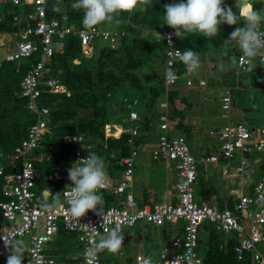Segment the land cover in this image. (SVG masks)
<instances>
[{
    "label": "built area",
    "instance_id": "1",
    "mask_svg": "<svg viewBox=\"0 0 264 264\" xmlns=\"http://www.w3.org/2000/svg\"><path fill=\"white\" fill-rule=\"evenodd\" d=\"M55 1L59 3L61 0ZM0 2L19 7L20 13L13 16V21L20 24L21 19H24L27 23L14 35L15 48L0 57V65L2 62L28 59L36 52L41 53V60L31 67L20 85L21 97L27 101V109L34 114L36 121L28 128L27 137L21 146L16 147L9 157L8 166L13 170L18 167V171L4 175V166L0 165V176H4L1 188L3 200L0 201V237L28 239L23 264H57L56 257L48 252V246L56 239L59 227L75 236L80 247L81 264H102L99 255L95 259L87 257L86 249L113 229L122 233L124 229L133 228L138 224L156 228L181 225L180 234L171 239L170 246L164 248L158 258L152 259L154 264H201L199 237L204 223L213 225L220 233H232L236 236L238 244L234 251L238 260L248 252L254 264H264V253L259 248L264 241V173L253 184L250 193L231 191L237 197L232 208L219 209L213 204L197 202L194 193V187L201 175L199 163L221 165L222 177L240 176L248 169L249 155L263 151L264 139L253 137L251 130L241 122H227L219 129L209 131V135L219 141L218 151L197 160L186 138L169 136L168 125L161 118L157 124L159 134L151 154L154 159H163L175 164L179 177L175 184L176 201L174 203L166 201L167 197L164 196L162 203L153 206L141 205L133 195V175L139 155L138 138L142 135L140 126L136 123L139 121V114L135 110L138 102L134 100L128 117L124 119L129 125L126 140L129 154L120 159L122 168L119 175L112 176L106 167L108 182L106 188L101 191L102 194L104 192L112 194L110 204L101 206L100 215L89 211L78 221L72 219L66 203L71 184L67 173L66 184L61 194V206L54 210L42 208V202L48 199L50 193L43 191L42 201H36L37 170L34 163L43 157H37L33 152L41 147V141L49 134L47 126L49 109L39 104V98L43 93L69 95L65 86L56 79L44 78L48 72L49 61L68 34L78 37L81 55L90 58L95 41L110 43L109 46L113 48L118 32L83 24L77 29L68 22L64 11H61L60 18L48 19L49 0H0ZM26 7H31V10L26 11ZM261 30L264 31V28ZM161 38L165 44L164 70L179 66L180 61L174 51L181 49L173 41L174 34L162 32ZM169 61L172 63L169 64ZM248 65L249 61L238 49L237 69L247 71ZM256 65L259 73L264 75V50L261 51ZM176 74L177 79L174 82L167 81L164 74L162 76L163 93L166 97L179 79L187 78L192 73L185 69L183 74ZM185 84L191 86L192 82L187 79ZM231 102L228 93L222 97L221 110L224 114L230 111ZM161 107L164 105L161 104ZM79 136L84 137L82 134L74 133L64 140L75 146L70 158V167L78 159L86 157L87 152L95 150L93 144L88 143L85 137L82 143L73 139ZM237 155L240 164L230 168L231 160ZM103 201L106 203L104 198ZM242 221L248 225L247 233ZM9 254L3 239L0 238V260L4 261ZM145 258L137 257L130 264H143Z\"/></svg>",
    "mask_w": 264,
    "mask_h": 264
},
{
    "label": "trees",
    "instance_id": "2",
    "mask_svg": "<svg viewBox=\"0 0 264 264\" xmlns=\"http://www.w3.org/2000/svg\"><path fill=\"white\" fill-rule=\"evenodd\" d=\"M174 2L178 0H157L153 5H147L141 0L143 10L137 8L131 14L122 13L118 25L96 26L117 31L119 41L113 48L105 42L95 41L93 55L87 61L82 60L84 57L76 35H66L60 47L55 50L44 78L56 79L65 86L69 95L43 93L39 98V104L49 109V134L41 141V147L33 152L37 157H43L34 163L37 170V202L42 201L43 191L50 193L47 200L52 199V194H60L61 200L70 158L75 149L74 144L64 141L65 137L74 133L82 134L95 147L92 152L105 160L106 167L109 165L115 172H120V159L129 154L126 143L128 124L124 119L131 111L132 102H138L135 110L140 108L138 114L141 126L147 128L151 121H161L159 117L162 115L157 112V98L164 94L160 76L163 69L160 66L164 67L165 44L161 33L174 34L173 29L163 24L162 17L164 6ZM71 3L72 0H61L59 3L49 0L47 18H60L61 11H64L68 22L75 28H80L83 12L73 9ZM225 3L236 11L235 0H225ZM253 3L257 8L264 7V0H253ZM25 10L30 11L31 7H26ZM18 13L19 7L0 2V37L15 35L24 28L27 24L24 19H21L20 24L13 21V16ZM235 27L237 25H222L221 32L211 39L199 34H188L184 38L174 35L173 41L182 52L191 49L199 53L202 59L223 46L232 44L226 38ZM40 60L41 53L36 52L28 59L2 62L0 65V165L4 166V175L18 171V167L13 170L8 166L9 157L16 147L21 146L27 137L28 128L36 121L34 114L27 109V101L21 97L20 85L31 67ZM86 62L88 65L85 68ZM155 64H159L158 71L154 69ZM173 70L183 74L185 67L180 62ZM156 81L158 84L155 85ZM110 94L121 98L118 109L114 110V121L111 122L107 120L105 107ZM3 177L0 176V201L3 200ZM108 193L102 194L107 205L112 200V194ZM228 207H233L232 201ZM244 225L247 233L248 225ZM74 237L59 227L56 239L49 243L48 252L57 256L58 248L62 247L60 251L64 258L72 255ZM237 244L234 234L220 233L213 225L204 223L199 237L201 264H254L248 252L241 260L237 259L234 251ZM263 244L264 241L259 248L264 253L261 248ZM75 246L79 252V245Z\"/></svg>",
    "mask_w": 264,
    "mask_h": 264
},
{
    "label": "crops",
    "instance_id": "3",
    "mask_svg": "<svg viewBox=\"0 0 264 264\" xmlns=\"http://www.w3.org/2000/svg\"><path fill=\"white\" fill-rule=\"evenodd\" d=\"M261 28H264V25ZM8 37H10L8 34L1 36L0 47L6 44H15V40H3ZM237 53L238 48L232 43L202 58L197 72L192 73L187 78L182 77L179 79L177 85L170 90L168 97L163 94L162 100L158 103L157 112L166 121L169 133L171 131L181 132L185 136L188 145L190 142H193V147L189 145V148L197 160L218 151L219 141L217 138L210 136L209 131L219 129L227 122H241L245 124L246 121L254 124L257 123L253 117H250L252 116L250 113L255 110L258 104V102H255L257 95H260L261 98L263 97L262 102H264V75L259 73L257 65L254 68L256 72L253 71L256 74L254 76L253 72L239 71L235 58ZM234 59L235 61H233ZM164 71L163 67V74ZM187 79L191 80V86H186ZM227 93L230 95L232 102L230 111L224 114L221 110V99ZM161 104L164 107H160ZM157 124L151 121L146 128L141 126L140 120L137 122L142 135L138 138L139 155L136 159L135 169L140 155L149 159L147 161L148 166L158 164L159 162H168L167 165L170 166L165 168L164 177H160L156 181L153 180L157 177L151 176L145 178L148 173L145 169L142 171L138 169V175L134 171L133 195L135 200L141 205L153 206L162 203L164 196L167 197L166 201L173 203L176 201L175 184L178 182L179 177L175 170V164L163 159L154 160L151 156L152 147H154L157 135L159 134ZM247 127L251 130V133L256 130L254 134L252 133L253 137H262L264 139V133H261L264 131V124L257 123L252 128ZM149 145L153 146L149 148ZM208 147L211 149L207 150ZM250 160H253L254 163L248 166L250 173L226 177V182H223L222 186L215 182L211 183L207 177L208 166H212L211 170H214L215 173L219 171L221 175V165H203L199 163L201 175L194 187V193L197 194H195L196 201L213 204L218 208H225L228 207L230 201L234 203L237 199L231 193L232 190L244 194H247L246 192L250 193L252 186L248 184V181L252 180L256 182L264 173L261 172L256 175V169L259 168L261 163L259 157L255 158L249 155ZM234 166H231V168ZM107 171L114 177L120 173L115 172L109 165L107 166ZM255 175L257 177L253 179ZM180 226V224L177 226L165 225L164 227L156 228L146 224H138L133 228H126L122 231L124 237L123 247L121 253L118 254L119 256H128L127 259L129 260L127 264L134 262L140 256L156 259L164 248L170 246L171 239L175 235L180 234ZM99 255L101 256L102 264H109L112 260L111 256L114 254L101 252ZM66 258L68 257L65 256L64 259L56 257L57 264H72L67 262Z\"/></svg>",
    "mask_w": 264,
    "mask_h": 264
},
{
    "label": "clouds",
    "instance_id": "4",
    "mask_svg": "<svg viewBox=\"0 0 264 264\" xmlns=\"http://www.w3.org/2000/svg\"><path fill=\"white\" fill-rule=\"evenodd\" d=\"M157 0H143L144 4L153 5ZM141 0H72L71 7L83 12L82 24L99 26L119 24L122 13L131 14L141 7ZM235 9L228 7L225 0H178L166 4L163 11V24L174 31L178 38L188 34H199L206 38H214L221 32L222 25H237L226 38L239 49L243 57L249 61L248 71L256 67V61L264 50V7H255L253 0H235ZM159 35V34H158ZM175 56L183 63L188 73H195L200 68L199 53L185 49L174 51ZM172 62L169 61V64ZM165 79L174 82L176 72L168 67L165 69ZM161 107V105H160ZM83 142L84 137L73 138ZM71 181L67 193V211L70 217L78 221L89 211L101 214L103 205L102 191L106 188L108 175L105 160L95 152H87L86 157L78 159L67 169ZM47 196V193L45 194ZM60 194L42 202L41 207L54 210L61 206ZM10 254L6 264H23L25 255L24 241L17 238L0 237ZM124 237L121 232L113 229L102 235L86 249L85 255L95 259L101 252L111 254L121 253ZM143 264H154L151 257H146Z\"/></svg>",
    "mask_w": 264,
    "mask_h": 264
},
{
    "label": "rangeland",
    "instance_id": "5",
    "mask_svg": "<svg viewBox=\"0 0 264 264\" xmlns=\"http://www.w3.org/2000/svg\"><path fill=\"white\" fill-rule=\"evenodd\" d=\"M140 10H143V8H144V6L142 5L141 7H138ZM109 29V28H108ZM109 30H112V29H109ZM0 39H1V37H0ZM9 39V41H14V40H16V37L14 36V35H10V37H8V38H5V39H3L4 41H6V40H8ZM119 40H116V42L114 43V45H116V43L118 42ZM108 45H110V43H107ZM101 46H103V45H101ZM15 48V46H14V44H11V45H9V44H6V45H4V46H2V47H0V57H2V56H4L7 52H9V51H12L13 49ZM225 48V47H224ZM91 55H93V52H92V54ZM91 57V56H90ZM235 58H236V56H235ZM82 60H84V61H87V60H89V56H85L84 57V59H82ZM81 60V61H82ZM233 61H235V59L233 60ZM79 63V61H77V64ZM87 62L84 64V67L86 68L87 67ZM157 66L159 67V64L157 65V64H155L154 65V69H155V71H158V68H157ZM146 67H148V66H146ZM160 68L161 69H163L162 68V66H160ZM248 71V70H247ZM256 72V70L255 69H253L252 71H250V72ZM242 72H245V71H242ZM253 72V73H254ZM254 75H256L255 73L253 74V76ZM258 75V74H257ZM160 76H163V73H160ZM155 85L156 84H158L157 83V81L154 83ZM162 98H163V95L161 94L158 98H157V101H158V103L160 102V100H162ZM120 96H118L117 98L115 97V96H113V95H109L108 96V100L105 102V107H106V111H107V120L108 121H114V116H115V111L114 110H117L118 108H117V106H118V101H120ZM262 100H263V97L261 98V96L260 95H257L256 96V98H255V102L257 103L258 102V104H257V106L255 107V110L252 112V113H250L252 116H250V117H253V119L255 120V122H257V123H259V124H264V113H263V110H264V106H263V104H264V102H262ZM159 107V106H158ZM136 111L137 112H140V108H136ZM82 117H84V116H82ZM163 116H160L159 117V119H161ZM248 121V120H247ZM109 123V122H108ZM136 123H137V121H136ZM257 123H255V124H257ZM244 124V123H243ZM254 123H251V122H246L245 121V125L246 126H249V127H251L252 128V126L253 125H255ZM253 129H255L254 127H253ZM254 132H256V130L255 131H252V133L254 134ZM186 135V134H185ZM169 136H174V137H177V136H184L183 135V133H181V132H177V131H171L170 133H169ZM259 136V135H258ZM257 136V137H258ZM185 137V136H184ZM191 138H192V136H191ZM192 140V139H191ZM189 145L191 146V147H193V142H190L189 143ZM153 145H149V148H151ZM155 146V145H154ZM152 148H154V147H152ZM209 149H211V148H207V150H209ZM153 150V149H152ZM152 152V151H151ZM151 156H152V154H151ZM250 157H259V159H261V163H260V165H259V168H257L256 169V171H257V173H256V175H258L259 173H263L264 172V151H262V152H258V153H253V154H251L250 155ZM153 158V157H152ZM154 159V158H153ZM149 159H147L146 157H143V155H140V158L138 159V161H137V166H136V169H135V174L136 175H138V172L139 171H142L143 169H145L148 173H147V175H146V177L145 178H147V177H157V178H155L153 181H156V180H159V178L160 177H164V172H165V168L166 167H168V166H170V165H167L168 164V162H159L158 164H154V165H152V166H148V163H147V161H148ZM155 160V159H154ZM240 158H239V156L237 155V156H235L232 160H231V163H230V168H231V166H237V165H239L240 164ZM249 164L250 165H253L254 163H253V160H250V162H249ZM138 169H139V171H138ZM208 172H207V177H208V179L211 181V183H218V184H221V186H222V183L223 182H226V177L225 178H223L222 179V176L220 175V172L218 173V172H214V170H211L212 169V166H208ZM145 171V172H146ZM246 173H250L249 172V170L247 169V171H246ZM141 174V173H140ZM255 175V177H253V179H256V176ZM255 183V181H252V180H250V181H248V184L250 185V186H253V184ZM247 194L249 193V192H246ZM196 194V193H195ZM197 195V194H196ZM200 196V195H199ZM203 198H204V196H203ZM171 234H172V232H171ZM23 241H24V246H25V249L28 247V239L27 238H24V239H22ZM73 245L71 246V249H72V255H70V256H68V258H66V261L67 262H70V263H72V264H81V259H80V252L78 253V247L77 246H75V245H77L78 243H77V241H76V238L74 237L73 238ZM261 246V245H260ZM62 247H59L58 249V254H56L57 256V258H60V259H64V256H63V252L62 251H60V249H61ZM262 249H264V244L262 245V247H261ZM7 257H8V255H7ZM7 257L4 259V261L3 260H0V264H6V260H7ZM99 257L101 258V256L99 255ZM112 257V260H111V262L109 263V264H127L128 262V260L129 259H127L128 258V256L127 255H121V256H119V254H114V255H112L111 256ZM110 260V259H109ZM135 260V259H134ZM109 262V261H108Z\"/></svg>",
    "mask_w": 264,
    "mask_h": 264
},
{
    "label": "bare ground",
    "instance_id": "6",
    "mask_svg": "<svg viewBox=\"0 0 264 264\" xmlns=\"http://www.w3.org/2000/svg\"><path fill=\"white\" fill-rule=\"evenodd\" d=\"M14 75H15V74H14ZM14 75H13V76H14ZM243 224H244V223H243Z\"/></svg>",
    "mask_w": 264,
    "mask_h": 264
}]
</instances>
